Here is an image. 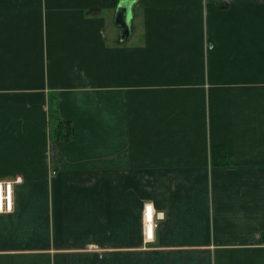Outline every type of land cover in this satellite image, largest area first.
Instances as JSON below:
<instances>
[{
    "label": "crops",
    "instance_id": "0c3cea01",
    "mask_svg": "<svg viewBox=\"0 0 264 264\" xmlns=\"http://www.w3.org/2000/svg\"><path fill=\"white\" fill-rule=\"evenodd\" d=\"M121 1L0 0V264H264V0Z\"/></svg>",
    "mask_w": 264,
    "mask_h": 264
},
{
    "label": "built area",
    "instance_id": "2783aa9c",
    "mask_svg": "<svg viewBox=\"0 0 264 264\" xmlns=\"http://www.w3.org/2000/svg\"><path fill=\"white\" fill-rule=\"evenodd\" d=\"M17 179H0V213H8L13 210V188ZM161 212L153 213L151 204H145L143 209V235L146 240L153 237V229L157 226V220L161 218Z\"/></svg>",
    "mask_w": 264,
    "mask_h": 264
},
{
    "label": "water",
    "instance_id": "95a60500",
    "mask_svg": "<svg viewBox=\"0 0 264 264\" xmlns=\"http://www.w3.org/2000/svg\"><path fill=\"white\" fill-rule=\"evenodd\" d=\"M133 0H122L116 7L114 23L122 29V37L131 34V16Z\"/></svg>",
    "mask_w": 264,
    "mask_h": 264
},
{
    "label": "trees",
    "instance_id": "16d2710c",
    "mask_svg": "<svg viewBox=\"0 0 264 264\" xmlns=\"http://www.w3.org/2000/svg\"><path fill=\"white\" fill-rule=\"evenodd\" d=\"M61 123L62 122H59V124H58V128H57V133H58V135H57V133H55V136L57 137V138H60V136H59V134L60 133H62V137L64 138V137H67V138H69L71 135H72V131H73V128H72V126H69V124L68 123H66V125L68 126V128L63 132L62 131V125H61ZM63 123H65V122H63ZM66 138V139H67Z\"/></svg>",
    "mask_w": 264,
    "mask_h": 264
}]
</instances>
